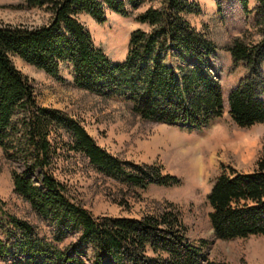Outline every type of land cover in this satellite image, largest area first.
<instances>
[{
	"label": "trees",
	"instance_id": "1",
	"mask_svg": "<svg viewBox=\"0 0 264 264\" xmlns=\"http://www.w3.org/2000/svg\"><path fill=\"white\" fill-rule=\"evenodd\" d=\"M144 0H21L18 8H43L41 24L0 22V147L11 162L13 189L52 226L51 236L24 218L8 215L0 258L6 264H205L201 246L186 235L180 207L158 204L140 216L94 215L68 182L58 177L77 155L98 172L129 187L180 185L162 164L123 159L103 147L80 118L40 104L32 80L13 61L27 63L59 77L67 63L77 87L103 95L118 94L143 120L203 127L224 111L220 82L207 70L216 44L206 30L188 19L202 12L196 0H163L148 7L122 61H113L79 19L87 13L103 22L107 12L131 14ZM246 12L248 0H241ZM258 40L235 36L224 48L234 64L246 69L228 93L229 113L241 127L264 123V0L253 8ZM186 64H174V57ZM197 62L190 64L189 60ZM168 60V61H167ZM75 160V159H74ZM76 162V161H75ZM210 221L222 238L264 235V159L251 171L225 166L208 193ZM121 204H124L122 202ZM3 202L0 199V209ZM71 234L78 241L61 244ZM92 254L86 258L83 246Z\"/></svg>",
	"mask_w": 264,
	"mask_h": 264
},
{
	"label": "rangeland",
	"instance_id": "2",
	"mask_svg": "<svg viewBox=\"0 0 264 264\" xmlns=\"http://www.w3.org/2000/svg\"><path fill=\"white\" fill-rule=\"evenodd\" d=\"M162 1L144 0L128 16L108 11L103 22L87 13L79 14V19L109 58L122 61L128 50L130 33L136 28L148 29V25L136 20V15L148 7H160ZM196 1L202 12L190 14L188 19L197 29L206 30L216 44L215 51L208 57L207 70L220 82L224 95L223 115L203 127L143 120L131 112L123 96L103 95L77 87L67 63L61 65L60 75L55 77L18 56H13V61L32 80L40 104L64 109L80 118L97 141L113 154L138 163L162 164L164 173L176 174L182 179L180 185L152 183L144 190L129 187L98 172L77 155L75 160L62 166L58 177L71 185L94 215L138 217L158 204L173 201L180 207L188 240L205 252L208 258L205 264H264V235L217 236L210 221L212 208L208 201L213 179L225 166L251 171L257 168L258 160L264 159V123L241 127L229 113L228 93L246 75L247 69L242 64H234L224 48L229 40L243 33L253 40L260 38L253 12L258 0H248L250 12L244 10L241 0ZM20 2L0 0V22L41 24L48 20L49 13L43 8L16 7ZM195 62L189 60L190 64ZM186 63L174 57V64ZM262 70L264 74V64ZM261 97L264 100V89ZM12 166L0 147V199L3 202L0 237L6 239L8 215L29 220L38 226L41 234L51 236V224L14 191ZM77 241L78 235L71 234L61 245ZM81 246L86 250V258L90 259V246ZM0 264L6 261L0 258Z\"/></svg>",
	"mask_w": 264,
	"mask_h": 264
},
{
	"label": "crops",
	"instance_id": "3",
	"mask_svg": "<svg viewBox=\"0 0 264 264\" xmlns=\"http://www.w3.org/2000/svg\"><path fill=\"white\" fill-rule=\"evenodd\" d=\"M159 123H162V122H159ZM164 124H167V123H164Z\"/></svg>",
	"mask_w": 264,
	"mask_h": 264
}]
</instances>
